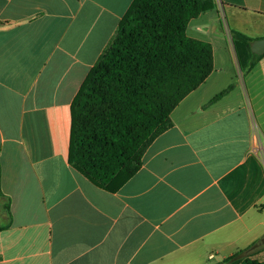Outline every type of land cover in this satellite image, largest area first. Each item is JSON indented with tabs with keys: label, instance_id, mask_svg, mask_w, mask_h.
Here are the masks:
<instances>
[{
	"label": "crops",
	"instance_id": "0c3cea01",
	"mask_svg": "<svg viewBox=\"0 0 264 264\" xmlns=\"http://www.w3.org/2000/svg\"><path fill=\"white\" fill-rule=\"evenodd\" d=\"M132 1L0 0V264L264 260V54L243 72L213 20L264 39V0H211L188 23L213 70L118 191L68 163L71 103Z\"/></svg>",
	"mask_w": 264,
	"mask_h": 264
},
{
	"label": "trees",
	"instance_id": "16d2710c",
	"mask_svg": "<svg viewBox=\"0 0 264 264\" xmlns=\"http://www.w3.org/2000/svg\"><path fill=\"white\" fill-rule=\"evenodd\" d=\"M213 8L211 0L132 1L71 103L68 163L95 186L114 193L131 179L149 145L172 127L173 109L211 74L210 44L188 37L186 28ZM229 36L243 72L249 71L261 57L250 51L254 40L234 30ZM2 198L10 217L9 199L0 191ZM221 264L264 260L239 251Z\"/></svg>",
	"mask_w": 264,
	"mask_h": 264
},
{
	"label": "water",
	"instance_id": "95a60500",
	"mask_svg": "<svg viewBox=\"0 0 264 264\" xmlns=\"http://www.w3.org/2000/svg\"><path fill=\"white\" fill-rule=\"evenodd\" d=\"M250 51L252 54L261 56L264 54V39H257L254 40L250 44ZM260 243L264 245V237L261 239ZM256 245H254L252 248H255Z\"/></svg>",
	"mask_w": 264,
	"mask_h": 264
},
{
	"label": "rangeland",
	"instance_id": "374dc122",
	"mask_svg": "<svg viewBox=\"0 0 264 264\" xmlns=\"http://www.w3.org/2000/svg\"><path fill=\"white\" fill-rule=\"evenodd\" d=\"M219 20L217 19V16H216V19L214 18V24L220 29L222 30V33H225L227 34V37L230 38L229 36V31H227V24L225 23V20L223 19V15L221 13H219ZM230 30V29H229ZM254 40H257V39H254Z\"/></svg>",
	"mask_w": 264,
	"mask_h": 264
}]
</instances>
